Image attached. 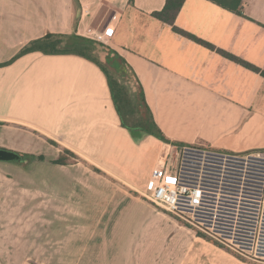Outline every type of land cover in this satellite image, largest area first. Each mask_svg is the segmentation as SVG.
<instances>
[{"label": "crops", "instance_id": "1", "mask_svg": "<svg viewBox=\"0 0 264 264\" xmlns=\"http://www.w3.org/2000/svg\"><path fill=\"white\" fill-rule=\"evenodd\" d=\"M131 1L0 0V148L31 154L48 139L144 188L162 152L179 145L263 148L264 76L152 17L166 0ZM241 9L243 15L208 0H184L175 25L264 70V0H243ZM107 26L113 29L107 43L132 67L171 143L132 138L94 62L21 52L48 33L95 38Z\"/></svg>", "mask_w": 264, "mask_h": 264}, {"label": "rangeland", "instance_id": "2", "mask_svg": "<svg viewBox=\"0 0 264 264\" xmlns=\"http://www.w3.org/2000/svg\"><path fill=\"white\" fill-rule=\"evenodd\" d=\"M91 39L97 43L90 55L133 95L137 109L128 122L144 118L135 76L119 59L118 68L106 61L98 44L109 43ZM41 139L30 153L43 159L0 161V264H264L154 205L148 187ZM57 157L64 164L51 162Z\"/></svg>", "mask_w": 264, "mask_h": 264}, {"label": "built area", "instance_id": "3", "mask_svg": "<svg viewBox=\"0 0 264 264\" xmlns=\"http://www.w3.org/2000/svg\"><path fill=\"white\" fill-rule=\"evenodd\" d=\"M112 35L107 26L95 38L108 42ZM148 189L154 205L236 254L264 263V147L229 151L179 145L158 159Z\"/></svg>", "mask_w": 264, "mask_h": 264}, {"label": "trees", "instance_id": "4", "mask_svg": "<svg viewBox=\"0 0 264 264\" xmlns=\"http://www.w3.org/2000/svg\"><path fill=\"white\" fill-rule=\"evenodd\" d=\"M208 1H211L214 4L226 10H229L231 12H235L239 15H243L242 9H241L243 0H208ZM131 2L132 1L130 0V3ZM183 2L184 0H166L164 7L161 10L153 11L151 13V16L158 19L159 21L169 24L174 32L184 37H187L210 50L216 51L222 56L242 65L243 67L248 68L264 76V70H261L259 67L249 63L248 61L241 59L240 57H237L222 49H219L215 47L213 44L203 39H200L196 37L195 35L177 27L175 25V18L180 8L182 7ZM65 40H69V41L64 43ZM96 43L97 42L92 40L91 38L76 35V34L59 35V34L48 33L45 36L32 41L28 46L24 47V49L21 52L26 53L29 51H40L44 54H75V55L82 56L94 62L104 72L107 82H108L110 92H111V96H112L115 109L120 118L121 126L128 130L132 138L136 141H139L147 135H152L156 137L157 139L161 140L162 142L171 143V141L163 134V132L160 130V128L155 123L152 113L148 105L146 104L142 86L140 85L137 78H136V81L139 87V93H138L139 104H141L144 107L146 111V116L142 119H137L133 123L128 122L127 116L132 117V115H135L137 104L134 102L133 95L131 96V94L127 92L124 85L121 84L116 78H114V76L111 73H109L100 64V62L98 61L96 57L90 55L89 52L93 49V46ZM98 45L107 49L106 57H105L106 61L110 62L113 66L118 68L119 65L115 59L116 58L119 59L135 76V73L132 70V67L126 62V60L115 49L109 46L103 45V44H98ZM64 152L66 154H73V151H70L68 149H65ZM22 156H25V157L29 156L30 158H37L40 160L44 158L41 155L35 156L31 154H26V153L23 154ZM51 162L58 163V164H64L63 163L64 159L62 157H57Z\"/></svg>", "mask_w": 264, "mask_h": 264}, {"label": "water", "instance_id": "5", "mask_svg": "<svg viewBox=\"0 0 264 264\" xmlns=\"http://www.w3.org/2000/svg\"><path fill=\"white\" fill-rule=\"evenodd\" d=\"M17 159H19L18 153L0 148V160L12 161Z\"/></svg>", "mask_w": 264, "mask_h": 264}]
</instances>
